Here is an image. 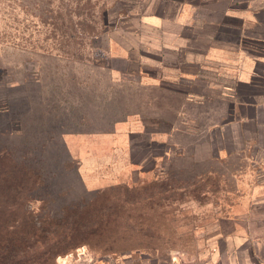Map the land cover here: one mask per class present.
Masks as SVG:
<instances>
[{
  "label": "rangeland",
  "instance_id": "rangeland-1",
  "mask_svg": "<svg viewBox=\"0 0 264 264\" xmlns=\"http://www.w3.org/2000/svg\"><path fill=\"white\" fill-rule=\"evenodd\" d=\"M120 13L0 0V155L32 169L37 220L0 221V264H202L256 222L243 220L264 203L263 164L219 129L221 102L104 65Z\"/></svg>",
  "mask_w": 264,
  "mask_h": 264
},
{
  "label": "crops",
  "instance_id": "crops-1",
  "mask_svg": "<svg viewBox=\"0 0 264 264\" xmlns=\"http://www.w3.org/2000/svg\"><path fill=\"white\" fill-rule=\"evenodd\" d=\"M114 1L121 13L104 38L110 61L104 65L151 87L175 82L178 87L160 89L192 96L199 105L218 99L226 117L216 128L232 129L237 152L243 157L252 149V160L264 168V0ZM243 221L256 222L225 236L202 264H264V203Z\"/></svg>",
  "mask_w": 264,
  "mask_h": 264
},
{
  "label": "trees",
  "instance_id": "trees-1",
  "mask_svg": "<svg viewBox=\"0 0 264 264\" xmlns=\"http://www.w3.org/2000/svg\"><path fill=\"white\" fill-rule=\"evenodd\" d=\"M31 172L32 169L14 157L0 155V221H37L28 208L29 194L35 183ZM1 232L9 231L1 229ZM75 244L66 242L64 248Z\"/></svg>",
  "mask_w": 264,
  "mask_h": 264
},
{
  "label": "built area",
  "instance_id": "built-area-1",
  "mask_svg": "<svg viewBox=\"0 0 264 264\" xmlns=\"http://www.w3.org/2000/svg\"><path fill=\"white\" fill-rule=\"evenodd\" d=\"M178 256H172V259L169 263L167 264H176V261H178ZM253 264H263V263H259V262H254Z\"/></svg>",
  "mask_w": 264,
  "mask_h": 264
}]
</instances>
